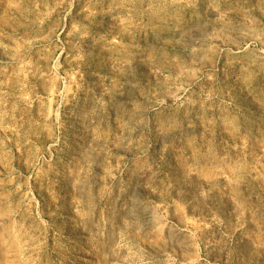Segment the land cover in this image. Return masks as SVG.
<instances>
[{
    "label": "rangeland",
    "instance_id": "obj_1",
    "mask_svg": "<svg viewBox=\"0 0 264 264\" xmlns=\"http://www.w3.org/2000/svg\"><path fill=\"white\" fill-rule=\"evenodd\" d=\"M0 264H264V0H0Z\"/></svg>",
    "mask_w": 264,
    "mask_h": 264
},
{
    "label": "bare ground",
    "instance_id": "obj_2",
    "mask_svg": "<svg viewBox=\"0 0 264 264\" xmlns=\"http://www.w3.org/2000/svg\"><path fill=\"white\" fill-rule=\"evenodd\" d=\"M9 257H10L9 258L10 260L14 261V259L16 258V254L14 253V251H13V253L11 252Z\"/></svg>",
    "mask_w": 264,
    "mask_h": 264
}]
</instances>
